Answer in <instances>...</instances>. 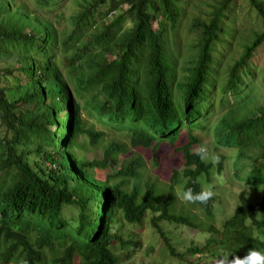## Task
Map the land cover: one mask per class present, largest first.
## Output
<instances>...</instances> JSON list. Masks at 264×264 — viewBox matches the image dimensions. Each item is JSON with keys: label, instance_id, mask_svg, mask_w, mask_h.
<instances>
[{"label": "trees", "instance_id": "16d2710c", "mask_svg": "<svg viewBox=\"0 0 264 264\" xmlns=\"http://www.w3.org/2000/svg\"><path fill=\"white\" fill-rule=\"evenodd\" d=\"M18 1L0 0V58L9 57L5 67L0 62V264H121L125 251L141 243L119 226L140 225L148 215L180 259L161 221L209 234L189 250L193 256L264 250V194L251 203L247 190L258 193L264 185V106H250L247 82L254 79L251 58L264 42V0H245L260 30L220 76L222 62L214 54L228 43L222 35L231 20L224 11L232 13L238 0H220L207 16L193 18L186 28L189 52L180 44L184 0H84L69 31H58ZM217 88L234 101L221 96L229 113L216 136L237 147L250 166L237 207L220 229L208 222L214 198L194 204L198 215L175 212V187L188 181L185 186L199 191L191 180L213 170L190 145L196 129L208 124ZM240 111L245 116L237 120ZM98 123L126 136L132 147L176 145L185 133L182 169L158 184L142 175L140 157L123 158L121 138L107 144L101 159H87L76 150L84 148L82 135L93 145L104 140ZM96 171L105 177L97 180ZM65 207L79 209V216L64 219Z\"/></svg>", "mask_w": 264, "mask_h": 264}, {"label": "rangeland", "instance_id": "374dc122", "mask_svg": "<svg viewBox=\"0 0 264 264\" xmlns=\"http://www.w3.org/2000/svg\"><path fill=\"white\" fill-rule=\"evenodd\" d=\"M83 1L84 0L56 1L49 5H46L40 0H19L18 2L28 5L29 8L42 19L52 22L58 31H69L72 28V16L80 7L77 3ZM219 1L220 0H184L182 9L183 22L180 32L185 38L182 40L179 39L183 51H190V48H188L189 35L186 28L189 25L191 26L193 18L196 16H207L213 11V7L217 5ZM224 12L230 14L231 20L225 24V34L222 35L228 43L218 45L214 54L220 59V62H222L219 76L228 69L225 64L232 63L234 54L237 55L241 52L243 50V45L253 38L255 32L260 30V19L245 0H238L237 6L232 13H229V10H225ZM156 27V24H154L153 28L155 29ZM8 58L7 55L0 58V62L3 63L1 67L6 66L4 63ZM249 66L251 68L250 72L254 77V79H249L247 81L251 84L249 88L251 96L250 106H253V108L258 105L264 106V42L251 58ZM221 96L226 97L227 104L234 101V98L227 94H222L220 88H217V92L212 98L215 99V106L213 107L215 111L207 117L209 123H217L219 121L220 112L224 110L220 105ZM63 113L64 112H61L60 115H63ZM83 114L90 121H97L96 114L92 116L89 115L87 111H84ZM50 127L53 129L55 128L53 126ZM96 129L104 132V140L93 145L87 135H82L80 140L84 148L82 150H76L77 153L84 154L89 160L101 159L107 144L115 139L121 138V141L124 142V146L127 149L123 158L132 160L140 157L145 164L140 172L144 176H150L151 179L158 184L168 183L171 177H173L174 171L182 169L183 157L179 147L186 142L185 136H183L176 145L168 142H160L157 144L156 149H154L152 146H130L129 139L126 136H123L107 125L98 123ZM0 131H2V129H0ZM3 135L4 134L0 133V136ZM201 140L202 144H206L210 151L219 155L224 154V156L228 158L221 173L218 174L216 169H214L211 177L208 179V183L216 185V195L213 203L214 217L212 220H208V222L213 223L220 229L223 222L237 207L239 195L246 188V183L243 180L246 174H244L245 172H242L240 168L235 169L233 165L234 160H236V150L234 148H225L221 146L215 148L210 134H201ZM196 148L197 147H194V150H196ZM95 174L97 180H102L105 177L104 172L96 171ZM183 183L184 182L181 184ZM180 185L175 187V194ZM247 190L249 192L250 202L257 203L264 194V185L259 186L258 193L254 192L251 186H249ZM175 212H193L198 214L197 208L193 205H186L178 198L175 205ZM62 216L66 220H74L79 216V209L75 207H65ZM149 218L150 215L146 217L142 224L134 227L128 224L119 226V228L121 227L124 231H122L123 234L133 232L135 239L139 240L141 243L139 250L133 251L131 247V249L125 251L122 256L121 264H218L217 258H211L208 254L193 256L187 253L192 247L202 246L205 243L206 238L209 237L207 232H201L187 225L173 224L164 221L159 223V226L162 227L169 237L171 244L175 247L176 252L181 254L186 253L185 259L187 261L183 262L179 258L171 256L165 249L162 238L152 229ZM77 262H79V260L74 259L73 264H77Z\"/></svg>", "mask_w": 264, "mask_h": 264}, {"label": "clouds", "instance_id": "9594fccd", "mask_svg": "<svg viewBox=\"0 0 264 264\" xmlns=\"http://www.w3.org/2000/svg\"><path fill=\"white\" fill-rule=\"evenodd\" d=\"M213 101H214V106H215V99H213ZM220 105H221V108L224 106V104H222L221 102H220ZM214 106H212V110L207 115V117L210 114L214 113V111H215V110H213ZM228 113H229V110L224 109L220 112L219 121L217 123L212 124V123H209V120H207L208 124H206V127L204 129H196L195 135H196L197 141L190 145V151H191V153H195L200 158V160L202 162L210 163L213 166V170L216 169V172L218 174L221 173V171L224 168L225 162L228 161V158L225 157L224 154L219 155L217 153L210 151L206 144H202L201 134H210L212 139H213V143L215 144V148L217 146H221V147H225V148L226 147L234 148L236 150V160H234L233 165H234L235 169L240 168L242 170V172H245L244 174H246L247 171L249 170L250 166L247 163V160H240L239 159V153L237 151V147L231 146V145L225 143L224 141H221V139L216 136V128H217V126H219V124L222 120L221 117H223L224 115H227ZM244 116H245L244 111L243 112L240 111L239 114L234 116V117L237 120H241V119H244ZM207 117H206V119H207ZM183 136L186 137V142L183 144L185 146L189 143V138H187V135L184 133L179 138V141L181 140V138ZM181 147L179 148V150L182 152ZM194 147H197L196 150H194ZM182 157H183V153H182ZM218 166L221 167L220 171L217 170ZM213 170L210 172V175L208 177H205V176L196 177L195 179L191 180L192 184H199L200 185L199 191H196L191 186H185L188 183V181H185L183 184H181L178 187V190L176 192L177 198L180 199L186 205H193L195 208H197V207L194 204L207 205V203L211 199H213L216 195V192H215L216 185L212 184V183H208V179L211 177ZM236 175H238V174H236ZM197 210H198V208H197ZM179 213H181V212H179ZM191 213L196 214L193 212L184 213V214H191ZM198 213H199V210H198ZM196 215H198V214H196ZM261 216L263 217L264 214ZM180 225H182V224H180ZM168 240H169V243L171 244L169 237H168ZM171 246H173V244H171ZM164 247L167 250V247L165 246V244H164ZM173 249L175 250L174 246H173ZM175 252H176V250H175ZM187 253L190 254L189 251ZM169 254H170V252H169ZM177 254H181V253H177ZM182 255H184V259H185L186 253L182 254ZM199 255H202V254H199ZM208 255H210V254H208ZM171 256H173V255H171ZM174 257H176V256H174ZM210 257L215 258L212 255H210ZM177 258H179V257H177ZM184 259H180V260L183 262H186L187 260L184 261ZM217 261H218V264H264V250H258V249L253 247V248H250L243 257L238 256L236 254H232V253H227V254L221 253L217 257Z\"/></svg>", "mask_w": 264, "mask_h": 264}]
</instances>
